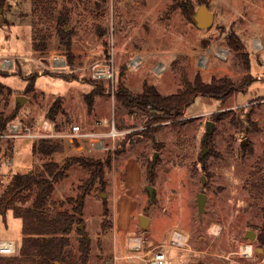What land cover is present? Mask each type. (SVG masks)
Wrapping results in <instances>:
<instances>
[{"label": "rangeland", "instance_id": "1", "mask_svg": "<svg viewBox=\"0 0 264 264\" xmlns=\"http://www.w3.org/2000/svg\"><path fill=\"white\" fill-rule=\"evenodd\" d=\"M203 2L214 13L209 28L198 27L194 19ZM63 8L70 14L66 27L73 32L70 49L56 30V16ZM230 32L244 42L250 54L249 70L228 45ZM35 35L38 41L47 37V50H34ZM253 37L264 38V0H0V58L18 56L14 68L0 69V115L15 112V120L34 130L50 121L58 134L33 139L0 136V193L17 170L39 169L50 159L64 164L74 155L102 161L111 156L105 184L96 181L82 214L80 224L92 238L87 264H148L153 249L165 251L178 264H264V243L259 239L264 220V48L255 49ZM219 46L229 48L228 59L216 55ZM54 55H63L67 65L54 67ZM136 55L144 62L133 69L129 62ZM203 55L209 56L206 67L200 62ZM110 60L114 80L94 79L92 64ZM159 62L167 64L162 74L154 71ZM197 73L206 81L213 76L237 82L248 75L253 79L224 100L199 96L181 117L148 125L149 107L125 106L114 95L120 78L134 93L141 92L147 81L170 94L183 88L184 77L193 80ZM29 83L32 88L26 91ZM91 92L94 104L96 98L105 97L110 106L102 114L109 119L100 126L95 123L94 107L88 109L86 96ZM19 96L25 99L20 102ZM58 97L63 99V110L53 122L50 109ZM210 121L212 131L207 133ZM75 124L98 133L101 126L109 131L115 124L120 134L115 141L106 136V148L94 150L88 141L68 136ZM150 127L158 128L155 139L149 137L151 133L137 134ZM41 138L63 144L64 151L49 157L33 154L32 145ZM249 143L252 154L243 150ZM121 145V153L115 155ZM132 164L139 171L130 227L122 239H116L117 210L112 207L119 206L118 186L132 187L128 183ZM66 173L55 184L46 207L49 213L71 210L68 198L83 191L91 171L74 164ZM148 184L156 187L153 201ZM199 192L206 194L202 212ZM104 199L109 214L106 227L102 225ZM127 213L125 204L121 231L127 225ZM142 214L149 218L146 227L140 226ZM77 226L70 235L66 260L57 264H83ZM174 231L184 234L188 245L167 246ZM250 231L255 237L248 236ZM22 235V219L13 209L6 217L0 214V238H13L20 245ZM247 244H252V255L242 253ZM125 254L130 258L121 257Z\"/></svg>", "mask_w": 264, "mask_h": 264}, {"label": "trees", "instance_id": "2", "mask_svg": "<svg viewBox=\"0 0 264 264\" xmlns=\"http://www.w3.org/2000/svg\"><path fill=\"white\" fill-rule=\"evenodd\" d=\"M107 0H98V2ZM45 3L42 4V6ZM51 11V6H47ZM56 30L62 41L71 46L72 30L67 29L70 23V14L66 8H63L56 16ZM43 40L38 41L34 36L33 48L35 51H45L48 48V40L43 36ZM228 45L233 48L239 57L243 59V65L246 69H250V54L246 50L244 42L238 34L230 32L228 34ZM5 72V70H3ZM31 81L35 80V76H30ZM253 79L250 75L237 82L228 76H213L209 81L203 79L200 73H197L193 80L187 77L183 78L184 86L182 89L170 93L163 94L155 85L143 82L142 91L138 93L132 92L124 83L122 78L118 81L115 91L117 100L125 106H138L140 108L149 107L147 111V125L153 122H161L167 119L174 120L181 117L186 109L199 97H211L224 100L234 94L236 91L244 90ZM33 84L29 83L26 91H29ZM96 93H100L95 90ZM88 109L94 107L93 92L86 96ZM61 97H58L51 109V120L56 122V116L59 111L63 110ZM15 112L3 116L0 115V131L7 129L8 123L15 120ZM250 121V116L248 115ZM162 125V124H160ZM56 130L59 126L56 125ZM158 128H147L145 132L137 134L151 133L149 137L155 139V133ZM148 135V134H146ZM130 137V136H129ZM124 145L115 150V155L121 153ZM249 143L243 150L249 149V153H254ZM64 145L52 140L51 138H41L32 145V152L35 155L42 154L45 157L52 156L56 153L64 151ZM247 152V151H246ZM246 152H243L244 154ZM111 156L106 160H96L84 155H74L66 158L64 164H60L53 159L45 161L41 168L33 169L31 172H16L12 175L9 184L5 187L0 195V214L6 217L9 209H13L14 215L22 219V241L18 245L17 253L14 255H0V264H57L66 260L67 248L71 245V233L77 226L79 233V251L80 261L87 264L89 261L92 238L89 232L84 228H80L83 221V210L87 196L91 193L96 181L105 184V167L111 165ZM74 164L90 169L91 174L84 184L83 191L76 197H69L68 201L72 203V209L58 210L56 213H49L46 207L55 190V184L62 180L66 175V171ZM156 161L150 163L149 170L153 172ZM34 194L33 200H31ZM31 200V201H30ZM104 203V216L106 217L102 223L103 227L108 224V208L107 200ZM260 243H264V220L259 226Z\"/></svg>", "mask_w": 264, "mask_h": 264}, {"label": "built area", "instance_id": "3", "mask_svg": "<svg viewBox=\"0 0 264 264\" xmlns=\"http://www.w3.org/2000/svg\"><path fill=\"white\" fill-rule=\"evenodd\" d=\"M255 49L261 50L264 48V41L260 37L254 38ZM216 55L221 59H228L230 56L229 48L225 46H219L216 51ZM18 56H1L0 58V69L9 70L14 68L15 59ZM209 56L203 55L200 58L201 65L206 67L209 62ZM53 65L56 68H63L67 65L66 58L63 55H54L52 57ZM144 62L143 57L140 55L134 56L130 62L129 66L133 69L139 68ZM167 68V64L164 62H159L154 66V71L157 74H162ZM91 76L94 79L99 80H114L115 78V68L113 66L112 60L104 62H95L91 66ZM115 95V90H114ZM120 134L115 124L107 132H93L89 130H84L81 125H73L71 133H68V136H71L73 139L77 140H86L88 141L90 147L94 150H103L106 148V136H111L112 140L115 141L116 137ZM58 135L54 132L52 123L50 121H45L44 124L40 127L39 130H34L30 125L24 124L19 120H11L8 123L7 129L0 133L1 137L7 138H20L27 137L30 139L38 137H50ZM114 149V144L111 146ZM12 161V159H11ZM136 239V238H134ZM188 245L185 240V235L179 231H174L170 237V244L167 246L182 248ZM252 246V244H251ZM18 244L15 239L10 238H0V255H12L17 253ZM190 249V247H188ZM252 255V254H251ZM134 257H141V255H133ZM122 258H130L128 254L121 256ZM148 264H178L176 261L172 260L165 251L153 249L150 258H148Z\"/></svg>", "mask_w": 264, "mask_h": 264}, {"label": "crops", "instance_id": "4", "mask_svg": "<svg viewBox=\"0 0 264 264\" xmlns=\"http://www.w3.org/2000/svg\"><path fill=\"white\" fill-rule=\"evenodd\" d=\"M254 38L255 37H253V40H254ZM107 109L108 110L110 109L108 100L105 97L96 98L95 104H94L93 113H94V116L96 117V122L95 123L98 126H100L101 124H105L106 121H108L109 118L108 117L104 118L103 115H102L105 111H107ZM100 128H101L100 132L107 131V130L104 129V126H101ZM12 162H13V160H12ZM131 169H132V170H130L131 176L129 175L128 183L132 187L131 188H125V187H122V186H118V191H120L119 203H118L119 206H118V208L116 207L117 205H115L114 207L111 206L113 208V210H115V211L117 210V215H116L117 219H115V228H114V230H115V238L116 239H118V238L122 239L123 236H125L127 234L128 230H129V227H130V220H131L132 211H133V204H132L133 203V194H135L136 189H137L136 188L137 184L135 183L136 182V174L139 171L137 166L134 165V164L131 165ZM22 170H17V172H21V173L27 172L26 170H24V171H22ZM27 170H29V169H27ZM118 191H117V188H116L115 192H118ZM125 204L128 205L127 225L121 231V229H120V217H121L122 211L124 210V205ZM83 212H85V209H84ZM10 239H13V238H10Z\"/></svg>", "mask_w": 264, "mask_h": 264}, {"label": "water", "instance_id": "5", "mask_svg": "<svg viewBox=\"0 0 264 264\" xmlns=\"http://www.w3.org/2000/svg\"><path fill=\"white\" fill-rule=\"evenodd\" d=\"M194 19H195V22H196L198 27L209 28L214 23V13L210 10L208 4L203 2L199 6L198 10L195 12ZM18 99L20 102H22L25 98L23 96H19ZM212 123L213 122H211V121L209 122L207 133H210L212 131ZM204 152H205V150H204ZM157 156H158V153L156 152L155 157H157ZM29 172H31V171H29ZM147 190H148L149 195H150V200L153 201L155 199V196H156V187L152 184H148ZM101 196L106 197V192H101ZM205 201H206V194L203 192H199L197 194V202H198V207H199L200 212H202L204 209ZM139 219H140V226L146 227L148 224L149 218L142 214V215H139ZM80 228L81 229L85 228L83 223L80 224ZM248 236L255 237V232L250 231Z\"/></svg>", "mask_w": 264, "mask_h": 264}, {"label": "bare ground", "instance_id": "6", "mask_svg": "<svg viewBox=\"0 0 264 264\" xmlns=\"http://www.w3.org/2000/svg\"><path fill=\"white\" fill-rule=\"evenodd\" d=\"M242 249V253L244 254L251 255L253 253V247L251 246V244L243 245Z\"/></svg>", "mask_w": 264, "mask_h": 264}]
</instances>
